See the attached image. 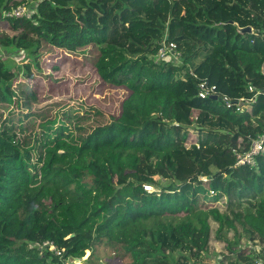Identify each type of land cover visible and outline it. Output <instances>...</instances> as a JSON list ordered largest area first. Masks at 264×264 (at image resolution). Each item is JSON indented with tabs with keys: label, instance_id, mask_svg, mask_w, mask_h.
Returning a JSON list of instances; mask_svg holds the SVG:
<instances>
[{
	"label": "trees",
	"instance_id": "16d2710c",
	"mask_svg": "<svg viewBox=\"0 0 264 264\" xmlns=\"http://www.w3.org/2000/svg\"><path fill=\"white\" fill-rule=\"evenodd\" d=\"M24 3L31 17L4 16ZM0 15V45L27 58L26 70L0 53V101L40 69L45 43L96 46L102 80L130 94L80 143L48 145L37 182L31 149L0 127V264H67L88 250L90 262L101 247L128 264H202L215 242L218 264H255L264 153L238 165L236 152L264 133V0H0ZM164 42L177 59L157 62ZM204 78L234 104L202 98ZM244 96L256 98L242 111Z\"/></svg>",
	"mask_w": 264,
	"mask_h": 264
},
{
	"label": "rangeland",
	"instance_id": "374dc122",
	"mask_svg": "<svg viewBox=\"0 0 264 264\" xmlns=\"http://www.w3.org/2000/svg\"><path fill=\"white\" fill-rule=\"evenodd\" d=\"M8 26L9 21L0 15V30L4 31ZM0 53L2 59L23 65L27 70V58L19 60L23 57L21 51L0 45ZM98 55L99 50L94 45L69 52L45 43L39 60L40 69L32 67L31 80L16 82L11 103L0 101V127L16 131L24 147L31 149L29 167L35 182L39 179L37 171L48 145L57 138L80 143L95 128L107 125L119 116L122 101L130 96L127 87L102 80L96 67ZM192 74L195 78L199 76ZM201 81L209 82L207 78ZM0 96L3 97L2 92ZM221 96L233 99L222 92ZM242 98L241 102L252 101L250 97ZM197 112L191 110V117L194 118ZM195 138L196 132L192 131L188 143L192 144ZM149 189L153 191L154 187ZM223 249L220 242H215L211 248L215 253L202 264H218ZM90 253L88 250L83 259H70L67 264H128L104 247L96 249L91 263L86 261Z\"/></svg>",
	"mask_w": 264,
	"mask_h": 264
},
{
	"label": "built area",
	"instance_id": "2783aa9c",
	"mask_svg": "<svg viewBox=\"0 0 264 264\" xmlns=\"http://www.w3.org/2000/svg\"><path fill=\"white\" fill-rule=\"evenodd\" d=\"M35 11V7H31L29 4L24 3L16 8H13L10 11H5L4 16L9 19L12 17H31L33 12ZM177 45L175 43H169L165 44L163 43V46L160 47L159 51L155 54V59L157 62L163 61V60H170V59H177L179 56V53L177 52ZM251 91H254V88H250ZM257 93V92H256ZM199 94L202 98H206L209 96L217 95L218 97L221 96V93L219 92L217 86L215 84L208 85L207 81H203L199 84ZM227 106H231L234 104L233 99L228 97H223ZM252 101H244L242 103L239 101V110L244 111L245 105L249 104L250 102L255 101V96L250 97ZM249 98V99H250ZM239 100H243L239 98ZM264 153V133L258 135L252 142L250 148L245 152H236V158H237V164L238 165H253L255 163V159L259 154ZM151 186L147 185L146 188L149 189ZM150 190V189H149ZM259 253H261V256L257 259L255 264H264V246L258 247Z\"/></svg>",
	"mask_w": 264,
	"mask_h": 264
},
{
	"label": "water",
	"instance_id": "95a60500",
	"mask_svg": "<svg viewBox=\"0 0 264 264\" xmlns=\"http://www.w3.org/2000/svg\"><path fill=\"white\" fill-rule=\"evenodd\" d=\"M242 31H247V32H251L252 31V27L248 26L246 28H242ZM213 99H218V96L217 95H213L212 96Z\"/></svg>",
	"mask_w": 264,
	"mask_h": 264
},
{
	"label": "clouds",
	"instance_id": "9594fccd",
	"mask_svg": "<svg viewBox=\"0 0 264 264\" xmlns=\"http://www.w3.org/2000/svg\"><path fill=\"white\" fill-rule=\"evenodd\" d=\"M35 11H36V9H35ZM165 43V42H164ZM172 43V42H171ZM166 44V43H165ZM163 45V44H162Z\"/></svg>",
	"mask_w": 264,
	"mask_h": 264
}]
</instances>
